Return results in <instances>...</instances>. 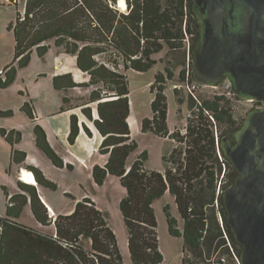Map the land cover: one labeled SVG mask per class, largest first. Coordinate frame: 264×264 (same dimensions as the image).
Here are the masks:
<instances>
[{
  "label": "trees",
  "instance_id": "obj_1",
  "mask_svg": "<svg viewBox=\"0 0 264 264\" xmlns=\"http://www.w3.org/2000/svg\"><path fill=\"white\" fill-rule=\"evenodd\" d=\"M189 1L127 0V11L122 12L116 5L117 0H26L25 13L17 10V17L8 27L14 33L13 61L4 67L6 73L5 78L0 76L1 88L11 85L18 69L29 65L34 50L43 57L49 50L47 42L50 39H54L56 46L75 55L79 69L90 75L88 84L74 82L70 74L58 75L54 77V87L65 90L82 85L95 86L89 101L82 106V112L101 133L99 151L108 155V160L104 166H93L92 174L97 184L104 183L108 174L117 175L126 190L119 207L128 230L133 264L164 263L153 202L167 191L175 197L184 222L181 230L169 207L164 206L169 232L184 240L183 252L187 256L183 257L182 264H240L241 246L233 238L222 203V192L234 184L236 169L223 152V160L219 159L215 139V126L220 131L219 125H225L220 131L219 143L227 131L240 127L226 104V96L216 95L199 103L192 99L190 107L196 103L197 109L188 120L187 133L170 132L165 81L166 77L171 79L173 73L169 67H166V74L156 73L150 86L154 95L150 103L152 114L142 119V131L151 130L187 146L171 153L174 157L179 154L175 170L167 166L165 154L164 171L147 169L145 151L130 167L127 166V158L138 144L131 136L127 120L130 84L120 67L149 70L155 62L151 54L159 52L164 44L171 50L181 49L186 34L190 35L192 46L195 38H191V34L195 31L188 10ZM190 71L189 61L180 78L194 80ZM69 101L70 98L65 96L62 111L71 107ZM91 103L95 104L96 117ZM22 111L31 119L35 116L29 101L23 103ZM0 113L13 115L10 110ZM77 117L75 114L71 117V143L80 132ZM83 128L86 135L93 134L85 123ZM34 131L37 146L53 164L57 167L67 165L70 169L72 165L66 164L53 150L45 130L36 123ZM20 132L0 127V134L12 146L21 140ZM25 158V152L12 149L13 162L22 164ZM223 163L226 170L219 193H216ZM27 167L31 170L26 172L27 180L18 181L20 193L11 194L3 188L7 209L5 216H0V264H125L115 231L92 198L83 197L76 201L72 213H60L52 218L36 185L30 182V172L39 185L56 190L57 184L36 166ZM27 204L37 221L54 225V235L36 231L14 219L20 217Z\"/></svg>",
  "mask_w": 264,
  "mask_h": 264
},
{
  "label": "rangeland",
  "instance_id": "obj_2",
  "mask_svg": "<svg viewBox=\"0 0 264 264\" xmlns=\"http://www.w3.org/2000/svg\"><path fill=\"white\" fill-rule=\"evenodd\" d=\"M8 1L9 0H0V3L4 4V6H0V64H2V66H7L13 61L14 33L12 30H8V27L17 17V10L22 12V14L25 13L24 2H26V0L16 1V3H8ZM126 11L125 9L122 12ZM48 41L49 44H52L54 40L50 39ZM189 43L190 41L188 42L185 39L184 47L177 50H171L168 45L164 44L159 52L151 54V58L155 62L149 70L136 71L134 68L125 70L130 84L129 97L131 102L129 121L132 129L131 136L138 144V148L132 151L128 156V164H132L133 161L145 151L147 153L145 166L148 169L158 171L165 168V161L162 158V154L166 155L167 166L169 168H174L178 165L177 158L179 154L176 153L177 157H174L171 153L174 152V150H184L187 146L186 143L174 139L171 143L167 138H163L164 136L154 134L151 130L142 131V117H144L145 114L150 116L151 112L150 103L154 95L150 92V86L154 82L156 73L164 72L166 74V67H169V71L173 73V77L171 79L166 77L165 81V93L168 99L167 123L168 126L170 125L173 128V132H178L181 135L187 133L185 129H187L188 120L191 119V114L197 109V107H195L196 103L190 107L192 99L199 103L202 99L221 95L222 86L203 85L195 79L185 81V79L182 80L180 78L181 71L186 69L189 64V60L187 58L185 59L184 56L188 51ZM118 60L122 62L120 58H118ZM49 63V59H47V62H44V60L40 59L36 54H33V56L31 55L29 66L18 71L14 82L6 89L0 88V111L10 110L13 112L11 116H5V114L0 113V127H4V129L8 131L12 129L21 131V137L24 135L25 144H27L28 141V135L26 133L27 127L25 125H31V122L25 112L21 110L24 101L31 100L33 104H35L34 98L36 102L40 103L41 100L47 96L50 97L51 101L59 97L53 90H51L50 93L47 91L43 85L44 81L38 83L36 80H31V78L35 77L38 67H44ZM120 68L122 71L125 69L124 65H121ZM82 92H84L83 89H76L72 91V94L77 95V93ZM226 100V104L233 115V119L236 120L239 126L244 120L247 112L256 106L255 101H250L248 99L227 98ZM13 125L20 127H13ZM224 127V124H220V131H222ZM16 146H18V144ZM8 148H10L9 144L4 139V136L0 134V168L2 164H5L4 174L0 172V216H4L6 212V195L3 188L6 187L10 193H15L18 189V175L15 167L10 166L11 162L8 155ZM82 148L83 146L80 145L72 153L77 154ZM83 152L86 153L87 151ZM101 155L98 149H96L94 157L99 158ZM43 156H46L44 152ZM69 157L74 160V163H71L73 165L72 169L66 166L55 168L56 171H58V181H52L57 184V189L52 190L48 187L45 188V190L49 192L52 202L56 203L63 210H69L75 207L77 200L83 197L92 198L96 205L98 204L100 206L101 210L106 215L105 217L109 225L115 231L114 233L116 234L118 246L120 248L119 251L123 257V261L125 264H133L128 246V230L119 207L120 200L126 195L125 188L120 184L119 178L114 174H108L104 183L97 184L93 178L92 170L80 164V162L72 156ZM91 157H93V155H91ZM45 158L50 160L47 156ZM62 158L64 159V157ZM223 183H225V181H223ZM175 201L176 199L172 194L165 192L162 197L153 202V208L157 216L160 251L164 256L163 264H182L183 257L187 256V254L183 252V238L181 236L171 235L166 220L167 216L164 206L169 207L170 213L177 219L178 227L181 228V230L184 228V222ZM32 214L30 207H26L23 214H21V221L24 222V224H28L27 226L30 227H32L30 224L39 226L42 231H44L42 233L50 234L53 231L51 224L43 226L40 223L38 224ZM35 230L38 231L37 229Z\"/></svg>",
  "mask_w": 264,
  "mask_h": 264
},
{
  "label": "water",
  "instance_id": "obj_3",
  "mask_svg": "<svg viewBox=\"0 0 264 264\" xmlns=\"http://www.w3.org/2000/svg\"><path fill=\"white\" fill-rule=\"evenodd\" d=\"M188 9L197 28L194 79L217 87L228 80L238 98L262 103L220 147L236 169L222 203L240 264H264V0H190Z\"/></svg>",
  "mask_w": 264,
  "mask_h": 264
},
{
  "label": "crops",
  "instance_id": "obj_4",
  "mask_svg": "<svg viewBox=\"0 0 264 264\" xmlns=\"http://www.w3.org/2000/svg\"><path fill=\"white\" fill-rule=\"evenodd\" d=\"M118 2H119V0H118ZM24 5H25V2H24ZM0 6L2 7V6H4V4L0 3ZM117 7L119 8L118 4H117ZM119 9L121 10V8H119ZM126 9H127V6H126ZM47 43L49 44V41ZM49 45H50L49 50L45 53V55L43 57H40L37 54L36 50H34L32 52V56H33V54H36L37 56H39L40 59H43L44 62H47V59H49L50 63L44 67H40V68L38 67L36 70L35 77L31 78V80H36V81H38V83H41L42 81H44L43 85L47 89V91L50 93L51 90H53L55 93L58 94L59 97H58V99H55V100L53 99L51 101L50 97L47 96V97H44L40 103L36 102L35 98H34L35 104H33V102L31 100H25V101H29L31 103L32 108H33V113L35 115L34 118L31 119L25 113L31 122V125H25L27 127L26 133L28 135L27 144L24 143L25 142L24 141V135L21 137V140L18 143H15L14 146H12L9 142L6 141L10 147V148H8V155H9V159L11 162L10 166L15 167V169L17 171V175H18V178H17L18 181L27 180V177H26L27 173L26 172L31 171L27 167L28 165L36 166L37 168H39L43 172V174L47 178L54 180V181H58V177H57L58 171H56V169H55L57 166H55L53 164V162L50 158H49L50 160L45 158L47 155L43 156V151L41 150V148H39L37 146L36 137L34 134V132H35L34 127H35L36 123L39 124L45 130V132H46L45 134H46L48 142L50 143V145L53 147V150L57 154L59 153L62 157H64V159H63L58 154L65 161L66 164L69 163L70 165H72L71 163H74V160L69 157V156H72L74 159H76L78 162H80V164H83L86 167H88L89 170H92L93 166H95L96 164H100L101 166H104L108 160V155L102 154L99 151L100 150L99 149L100 144L102 141V136L100 135L101 133H99L95 129L93 123L88 121L86 119V115L82 112V106L84 105V103L86 101L87 102L89 101L90 96H91V92L95 88V86L82 85V86H76L73 88L70 87V88H67L65 90L64 89H56L54 87V77H56L58 75L70 74L72 80L76 83H79V84L90 83V81H91L90 75L86 71H82L81 69H79L75 55H71V53H67L63 47L56 46L55 41H53V43L49 44ZM48 57H50V58H48ZM4 67L5 66H2V64H0V69H4ZM24 68H20V69H18V71L21 69L23 70ZM125 70L126 69H124V71H122V70H120V71L126 75ZM18 71H17V73H18ZM64 80L67 81L68 79H64ZM76 89H83L84 92L77 93V95L72 94V91H74ZM65 96H68L70 98L69 104L71 106L70 107L71 109L69 108L67 110L62 111L61 105H62V100L64 99ZM86 106H87V104H86ZM90 106L93 109L94 117H96L97 115H96V110H95V104L91 103ZM21 110H22V107H21ZM73 114L78 116L77 118H78V123H79V127H80V132L77 134L75 141L73 143H71L69 141V133H71V117ZM151 114H152V112H150V116H151ZM148 116H149L148 114H145L144 117H142V119H144L145 117H148ZM129 118H130V115H129ZM129 118H127V120H128L129 125H130ZM83 123H85L93 132V134L91 136L86 135L87 133L83 128ZM13 127H20V126L13 125ZM141 127H142V124H141ZM130 128H131V125H130ZM168 128H169L170 132H173V128L170 125L168 126ZM131 131H132V129H131ZM163 138H167L169 141H171V143L173 142V139L168 138L167 136H164ZM17 144H18V146H16ZM80 145L83 146L82 150L77 154L72 153ZM13 148L19 149L20 151L25 152L26 158L22 164L13 162V160H12V149ZM96 149H98V151L102 154L99 158L94 157ZM83 151H87V152L85 153ZM91 155H93V157H91ZM162 158H163V154H162ZM72 166L70 169L73 168ZM127 166L130 167L131 164H128V162H127ZM63 167H65V166H63ZM66 167H67V165H66ZM4 168H5V164H2V167L0 168V172L3 174H4V170H5ZM158 171H164V168L162 170H158ZM60 173H62V172H60ZM117 178H119V177H117ZM18 181H17V187H18ZM30 182L32 184L36 185L40 199L47 206L49 213H50L49 215L52 218H55V216L57 214H60V213H67V214L72 213V211L74 210V207L69 209V210H63L56 203L52 202L51 197L49 195V192H47V190H45V188H47V187L37 184L35 177ZM17 192H19V193L21 192L19 190V187L15 193H17ZM11 194H14V193H11ZM28 206L30 207V205L27 204L24 207V209ZM97 206L100 208V206L98 204H97ZM50 207L52 208L54 214L51 212ZM6 209H7V201H6ZM30 209H31V207H30ZM21 214H23V212ZM20 217H21V215H20ZM20 217L19 218L16 217L14 219L17 220L19 223L21 222L24 224V222L21 221ZM37 222H38V224L40 223L39 221H37ZM40 224H42V223H40ZM26 225H28V224H26ZM30 225L32 227H34L35 229H37L39 232H44V231H42V229L39 226H37V225L35 226V224H30ZM42 226H43V224H42ZM51 226L53 228V231L50 234L54 235L56 230H55V227L53 226V224Z\"/></svg>",
  "mask_w": 264,
  "mask_h": 264
},
{
  "label": "built area",
  "instance_id": "obj_5",
  "mask_svg": "<svg viewBox=\"0 0 264 264\" xmlns=\"http://www.w3.org/2000/svg\"><path fill=\"white\" fill-rule=\"evenodd\" d=\"M16 1H20V0H9L8 3H16ZM127 10V9H126ZM186 40L189 42V38H190V35L189 34H186ZM188 55H187V59L189 60V55H190V44H188ZM5 73H6V69H0V76L5 78ZM186 75L188 76V72L186 73ZM222 91H221V95H224L226 96L227 98H238L235 94H234V91L232 90V85L231 83L226 80L223 85H222ZM256 102V101H255ZM186 132H187V129H185ZM215 134H216V146H217V155L219 157V159L222 161L223 160V157L221 155L222 151H221V148H220V143H219V137H220V131L219 129L215 126ZM223 166H224V170L223 173H221V176H220V180L218 182V186H217V193H219V188L220 186L222 185V179H223V176H224V172L226 170V164L223 163ZM176 167L173 168V170H175ZM220 219L221 216H220ZM223 259V258H222Z\"/></svg>",
  "mask_w": 264,
  "mask_h": 264
},
{
  "label": "flooded vegetation",
  "instance_id": "obj_6",
  "mask_svg": "<svg viewBox=\"0 0 264 264\" xmlns=\"http://www.w3.org/2000/svg\"><path fill=\"white\" fill-rule=\"evenodd\" d=\"M190 2V1H189ZM189 10V9H188ZM190 12V11H189ZM191 14V13H190ZM191 16H192V19H193V22H192V24H193V27H194V33H192L191 34V37H193L194 36V40H193V44H194V41L197 39V35H196V32H197V28L195 27V25H194V22H195V17L191 14ZM192 44V45H193ZM191 49H192V46H191V43H190V55H191ZM189 55V61L191 62V74H192V71H193V69H192V61H191V56ZM192 76H193V74H192ZM194 78V77H193ZM201 84V83H200ZM257 103H258V101H256ZM259 105H256L255 107H257V106H260V105H262V103H258ZM234 131H236V130H229V131H227L226 132V134L224 135V136H226L227 135V133H231V132H233L234 133ZM223 136V137H224ZM233 143H234V141H232Z\"/></svg>",
  "mask_w": 264,
  "mask_h": 264
},
{
  "label": "bare ground",
  "instance_id": "obj_7",
  "mask_svg": "<svg viewBox=\"0 0 264 264\" xmlns=\"http://www.w3.org/2000/svg\"><path fill=\"white\" fill-rule=\"evenodd\" d=\"M126 4H127L126 0H119V2H118V6H119V8H121L122 11L126 9V6H127ZM30 175H31V179H34L35 176H34V174L32 172H30ZM50 209H51V212L54 214V212H53L51 207H50Z\"/></svg>",
  "mask_w": 264,
  "mask_h": 264
},
{
  "label": "clouds",
  "instance_id": "obj_8",
  "mask_svg": "<svg viewBox=\"0 0 264 264\" xmlns=\"http://www.w3.org/2000/svg\"><path fill=\"white\" fill-rule=\"evenodd\" d=\"M117 5V4H116ZM127 5V4H126Z\"/></svg>",
  "mask_w": 264,
  "mask_h": 264
}]
</instances>
